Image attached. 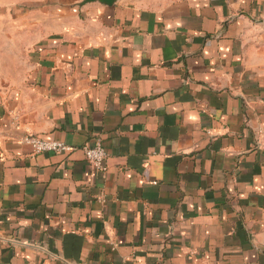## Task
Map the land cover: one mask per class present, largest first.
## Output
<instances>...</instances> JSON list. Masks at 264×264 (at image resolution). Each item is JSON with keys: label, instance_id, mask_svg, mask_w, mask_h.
<instances>
[{"label": "crops", "instance_id": "0c3cea01", "mask_svg": "<svg viewBox=\"0 0 264 264\" xmlns=\"http://www.w3.org/2000/svg\"><path fill=\"white\" fill-rule=\"evenodd\" d=\"M69 1L0 80V264H264V0Z\"/></svg>", "mask_w": 264, "mask_h": 264}, {"label": "rangeland", "instance_id": "374dc122", "mask_svg": "<svg viewBox=\"0 0 264 264\" xmlns=\"http://www.w3.org/2000/svg\"><path fill=\"white\" fill-rule=\"evenodd\" d=\"M81 1L75 0L74 4ZM72 2L0 0V80L9 81L19 76L21 64L31 51L28 44L35 38L39 26L49 23L59 7L67 8Z\"/></svg>", "mask_w": 264, "mask_h": 264}, {"label": "built area", "instance_id": "2783aa9c", "mask_svg": "<svg viewBox=\"0 0 264 264\" xmlns=\"http://www.w3.org/2000/svg\"><path fill=\"white\" fill-rule=\"evenodd\" d=\"M23 143L30 145L35 153L52 152L55 154L66 153L74 150V147L57 140H49L27 135L22 139ZM257 148L264 150V136L257 141ZM83 151L88 163L100 174L107 172V154L101 139L96 140L91 145L83 147Z\"/></svg>", "mask_w": 264, "mask_h": 264}, {"label": "water", "instance_id": "95a60500", "mask_svg": "<svg viewBox=\"0 0 264 264\" xmlns=\"http://www.w3.org/2000/svg\"><path fill=\"white\" fill-rule=\"evenodd\" d=\"M95 1H99V2H101V3H103V4H106V5H112V4H114L117 0H84V1L82 2V4L84 5V4H86V3H89V2H95Z\"/></svg>", "mask_w": 264, "mask_h": 264}]
</instances>
